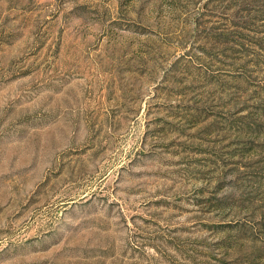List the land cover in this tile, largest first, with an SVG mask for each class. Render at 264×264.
Returning <instances> with one entry per match:
<instances>
[{
  "label": "rangeland",
  "instance_id": "1",
  "mask_svg": "<svg viewBox=\"0 0 264 264\" xmlns=\"http://www.w3.org/2000/svg\"><path fill=\"white\" fill-rule=\"evenodd\" d=\"M0 264H264V0H0Z\"/></svg>",
  "mask_w": 264,
  "mask_h": 264
}]
</instances>
